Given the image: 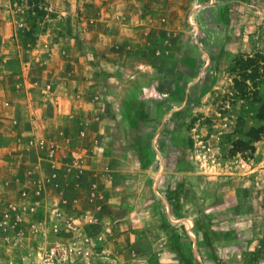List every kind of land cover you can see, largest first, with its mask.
Listing matches in <instances>:
<instances>
[{
	"label": "rangeland",
	"instance_id": "obj_1",
	"mask_svg": "<svg viewBox=\"0 0 264 264\" xmlns=\"http://www.w3.org/2000/svg\"><path fill=\"white\" fill-rule=\"evenodd\" d=\"M10 4L0 264H264V0Z\"/></svg>",
	"mask_w": 264,
	"mask_h": 264
},
{
	"label": "crops",
	"instance_id": "obj_2",
	"mask_svg": "<svg viewBox=\"0 0 264 264\" xmlns=\"http://www.w3.org/2000/svg\"><path fill=\"white\" fill-rule=\"evenodd\" d=\"M10 2H11V0H0V56L3 54L10 53L11 46H12V42H11V38H10V34H9V31H10L9 15H10L11 9H12ZM73 46H74L73 43L67 44V49L70 52H73L74 51ZM3 60H4V63L6 65H8L9 67L11 66V64H12V63H10L11 60H9L7 57H5V59H3ZM53 64L56 66V69H57L59 66L58 59H55ZM3 69H4V66H3ZM9 69H12V68H9ZM57 71L59 72L58 69H57ZM129 93L132 95V93H133L132 88H131V90L127 91L124 95H126V97H128L127 94H129ZM131 95H129V96H131ZM136 102H139V100L135 101V103ZM118 122H119L118 124L120 126H126V124H127V122L124 121L123 119L118 121ZM256 153L259 154V157H260L261 163H262L264 161V145H262L260 143V145L257 146V148H256Z\"/></svg>",
	"mask_w": 264,
	"mask_h": 264
},
{
	"label": "trees",
	"instance_id": "obj_3",
	"mask_svg": "<svg viewBox=\"0 0 264 264\" xmlns=\"http://www.w3.org/2000/svg\"><path fill=\"white\" fill-rule=\"evenodd\" d=\"M248 65L250 64V61L247 60L245 61L242 65ZM244 67V66H243ZM242 67V74H241V80L242 81H246V80H254L256 78V71H251V73L246 72L247 66L245 68ZM236 85H238V82L236 83ZM256 119L259 120L260 122H262L264 124V103H262L258 110H257V115H256ZM264 131V125L260 126L259 128H251L250 131L248 132L247 137H249V141L248 142H237L236 144L240 147L244 148H248V144L252 143L254 141H257L260 139L261 136V132ZM249 149V148H248Z\"/></svg>",
	"mask_w": 264,
	"mask_h": 264
},
{
	"label": "built area",
	"instance_id": "obj_4",
	"mask_svg": "<svg viewBox=\"0 0 264 264\" xmlns=\"http://www.w3.org/2000/svg\"><path fill=\"white\" fill-rule=\"evenodd\" d=\"M72 250L71 247L56 243L43 251L41 264H63L67 261Z\"/></svg>",
	"mask_w": 264,
	"mask_h": 264
}]
</instances>
